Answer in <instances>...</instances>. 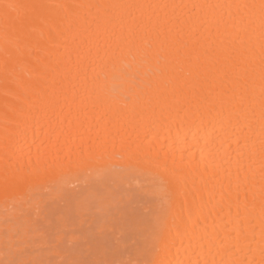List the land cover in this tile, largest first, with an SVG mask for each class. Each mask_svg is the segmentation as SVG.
<instances>
[{
    "label": "bare ground",
    "instance_id": "1",
    "mask_svg": "<svg viewBox=\"0 0 264 264\" xmlns=\"http://www.w3.org/2000/svg\"><path fill=\"white\" fill-rule=\"evenodd\" d=\"M6 3L159 6L109 10L110 31L124 35L128 34L129 28L134 27L133 19L144 23L151 20L156 23L165 19H184L189 16L206 18L208 23L204 27L196 25L189 34L191 44L195 46L196 41L199 40V46L207 47L209 44L218 45L217 37L224 39L229 35L239 36V40L236 41L237 46L242 49L246 58H250V79L244 88L247 89L245 95L250 101L248 106L252 120L250 124L244 120L237 124L233 118V123L229 126L221 123L216 112L211 114L205 112L202 116L186 114L187 106L185 111L179 113L168 108L163 111L157 108L154 113L139 110L134 112L136 105L143 103L151 94L149 85L157 80L162 81V90L169 94L177 87L183 88L185 94H195L200 92L201 84L204 89H207L208 85L203 78L198 80L195 73L189 75L187 68L179 64L174 68L170 66L167 74L162 75L164 64L156 55L155 42L151 37H145L142 41L137 40L132 44L117 43L113 40L105 46L101 41L100 56L95 57L93 61L84 62L87 71L86 85L82 86L83 76L76 79L74 73H69L67 70L62 73L68 74L71 80V85L65 81L69 101L72 95L79 97L86 91L89 97L87 110L78 114L65 107L62 112H57L51 125L44 128V133L54 141L59 137L61 143L69 133H72V145L76 146L80 143L87 145L89 140L95 141L98 135L107 130L117 141L125 137L141 146L150 147L161 159L167 161L169 169L175 168L177 172L170 175L148 163L127 166L126 161L113 157L93 160L68 175L54 171L40 177L34 186L8 197H5L3 190L0 189V234L18 229L26 230L27 233L33 225L30 213H35L36 216L43 204L46 206L47 200L59 199L58 197L61 198L63 193L77 195L74 196L76 211L83 210L81 211L83 213L82 208H86L87 211L90 204L96 202L100 209L97 211L106 213L110 207L113 208L116 203H121L120 190L121 186L122 188L124 186L127 187L125 189L127 193L128 187L141 190L140 193L144 197L147 195L146 199L144 198L147 201L143 202V204L147 202V205L144 204L145 208L142 205L140 210L138 208L139 211L135 209L137 213H133L132 210L130 213H120L117 216L123 225L126 221L130 222V225L128 223L127 225L134 235L133 245L126 258L120 259L118 252L115 251L116 255L112 252L114 255L111 256L120 264H147V261L157 258L149 249L152 247L154 233L162 230L170 232L167 251L161 256L169 264H229L233 260H253L255 264H260L261 256L258 250L261 239L259 9L211 10L162 7L194 4L259 5L260 0H0V4ZM7 11L12 16H17L23 15L25 10ZM4 12L5 9L0 7V18L3 17ZM80 14L91 22L97 10L85 8L80 10ZM213 16L223 18L229 28L227 33L223 32V28H221L223 35L217 32V26L212 20ZM241 17L245 18L243 24ZM249 19L251 25L245 27ZM32 29L35 39L42 40L47 37L48 29L38 17L34 20ZM73 36L74 33H67L63 38L66 42L65 46L61 48L62 54L71 56L69 66L76 62ZM5 46L6 40L0 27V168L3 166L5 143L2 117L11 108L26 102L18 82H27L33 78V65L38 58L44 62V54L34 48L30 54L25 51L18 59L10 62L6 70L3 55ZM105 51L107 55L104 54ZM213 86L215 87L216 84ZM234 86L232 80H225V88ZM244 88H237V91H243ZM122 97L131 99L125 104ZM118 114H126V118L121 120ZM40 134L39 128H34L26 134L23 128L19 129L17 139L21 150L14 157V164L22 167L29 165L28 146L34 136ZM31 151L35 152V146ZM241 153L244 155L241 156ZM246 176L255 185L253 188L255 206L250 216V223L247 225L248 239L254 252L249 251L243 244L235 247L234 241L224 239L226 231L234 227L230 221L236 216L237 209L235 203L229 209L228 201L222 199V191L228 192L231 189L232 201L235 202L237 185L240 184L239 199L243 201ZM65 197L68 199L66 195ZM248 198L252 199V193L248 194ZM42 210L44 211L43 208ZM3 217L4 219L11 217L13 220L4 221ZM60 220H62L60 226L64 227L65 224L62 225V222L65 223V218ZM146 224L151 225L148 231L144 229ZM11 239L12 237L10 238L12 242ZM111 256L109 260L113 259Z\"/></svg>",
    "mask_w": 264,
    "mask_h": 264
},
{
    "label": "snow or ice",
    "instance_id": "2",
    "mask_svg": "<svg viewBox=\"0 0 264 264\" xmlns=\"http://www.w3.org/2000/svg\"><path fill=\"white\" fill-rule=\"evenodd\" d=\"M5 9L4 15L0 18V27L6 40V46L3 50L5 57V69L10 62L18 59L25 51L29 54L35 49H39L44 54V62L38 58L33 65L34 76L27 82H18V87L23 90L24 101L4 113L2 119L4 123V150L3 166L0 168V189L3 190L5 197L14 195L19 191L34 186L40 177L48 175L54 171H61L66 175L78 170L93 160L113 157L126 161L127 166L148 163L157 170H163L170 175H174L177 169H169L167 161L154 153L150 147L141 146L130 138L121 137L118 141L112 136L111 132L105 130L97 136L95 141L89 140L87 145L80 143L72 145V133L61 143L57 137L55 141L52 137L44 133V128L50 126L57 112H62L65 107L74 110L78 114L87 110L89 97L85 91L84 95H72L69 101V92L65 87V81L71 85L67 70L74 73V78L80 79L83 76L82 86L87 83V71L84 62L93 61L95 57L100 56L101 41L107 46L109 41L124 42L127 44L135 43L137 40H143L145 37H151L155 42L156 55L163 61L164 68L162 75H166L169 67H175L177 64L187 68L188 74H196L199 80L203 78L207 83V89L203 84L200 85V92L195 94H185L183 88L173 89L171 94L163 89L161 80H157L149 85L152 90L143 103H138L133 111H151L155 112L157 108L163 111L165 108L179 113L185 111L193 116L204 115L205 112L211 114L216 112L221 123L231 126L233 118L237 124L241 120L249 124L252 120L250 114V101H248L244 86L250 79L249 59L244 56L240 47L237 46L236 37L226 36L224 39L217 37L218 45L209 44L207 47L199 46V40L196 45L191 44L189 34L196 25L204 27L208 20L199 17L177 18L175 20L165 19L153 23L149 20H132L134 27L129 28L128 34L115 33L110 31L111 23L108 11L111 9H134V8H154L156 5H122V4H22L6 3L0 4ZM164 8H188L193 9H259L260 14V47H261V67H260V128L261 142L259 147L261 176L260 185V219H261V239L259 243V254L261 256L260 264H264V0H260L259 5L248 4H228V5H163ZM97 10L96 16L91 22L86 17L81 16V9ZM23 9V15L12 16L7 10ZM41 19L48 29L47 37L44 39H35L33 36L32 25L36 18ZM241 23L245 18L241 17ZM212 20L217 26V32L227 33L229 31L227 23L222 17L213 16ZM251 25V20L247 21L245 27ZM187 29V32H186ZM69 32L74 33L73 41L75 43L76 62L69 66L71 56L62 54L61 48L65 46L63 38ZM43 36V32L41 33ZM223 35V33H221ZM107 55V51L104 53ZM225 80H232L234 87L225 88ZM218 82V83H217ZM216 84L214 87L213 85ZM237 88H244L243 91H237ZM194 92V90H193ZM122 101L127 104L130 97H122ZM95 107V102H93ZM219 110L217 111V109ZM194 109V110H193ZM118 118L123 120L126 114H118ZM23 128L25 134L39 128L41 134L34 136L29 144V165L26 167L17 166L13 163L14 157L19 148L18 135L19 129ZM27 142V141H25ZM35 146V152L31 151ZM247 147V143L245 145ZM241 156L244 154L241 153ZM237 185V198L232 201L231 189L228 192L222 191V199L228 201L229 209L235 203L237 209L236 216L230 221L234 227L226 231L225 240L234 241L235 247L243 244L254 252L251 248V241L248 239L247 225L250 223V216L255 206V193L253 192L254 182L244 177L245 198L239 199V188ZM252 193V199L249 200L248 194ZM151 228L150 224L144 226L145 231ZM170 232L162 230L154 233L152 247L149 251L154 252L155 259L147 261V264H169L161 258L165 254L169 244ZM25 249L17 248V254L23 255ZM7 264H43L42 261L31 259H11ZM103 264V262H101ZM229 264H255V261L233 260Z\"/></svg>",
    "mask_w": 264,
    "mask_h": 264
},
{
    "label": "rangeland",
    "instance_id": "3",
    "mask_svg": "<svg viewBox=\"0 0 264 264\" xmlns=\"http://www.w3.org/2000/svg\"><path fill=\"white\" fill-rule=\"evenodd\" d=\"M126 188L124 186L123 188L121 186V190L120 187L118 188V191H121V203H116L106 213L97 211L99 207L96 202V204L91 203L87 211L86 208H82L84 209L83 213L81 212L83 210L76 211L74 196L77 195L69 193H63L61 197L63 200L60 197L47 200L46 206L43 204L41 207L42 215L40 212V214L37 213L40 216L30 213L33 225L27 233L26 230L18 229L12 230L10 233L4 231L2 232L3 236L0 234V264H7V261L11 259H31L42 261L43 264H101V262L103 264H120L117 259H114L115 257L111 256L114 255L112 252H118L121 256L120 259L126 258L125 256L128 255L131 245H133L134 235L129 229L130 222L126 221L125 224H129L127 227L120 223L121 220L119 221L117 216L120 213H130L132 210L133 213H137L142 205V207L144 204L147 205V202L143 204L144 201H147L145 200L147 195L144 197L140 193L141 190L128 187L129 192L127 193ZM61 218H65V223L62 222V225L65 224L66 228L65 225L64 227L60 226ZM12 220L11 217L4 219V221ZM11 237L12 242L10 241ZM18 247L25 249L23 255L17 254ZM110 256L113 259L109 260Z\"/></svg>",
    "mask_w": 264,
    "mask_h": 264
}]
</instances>
